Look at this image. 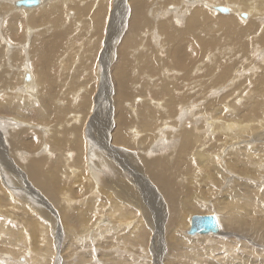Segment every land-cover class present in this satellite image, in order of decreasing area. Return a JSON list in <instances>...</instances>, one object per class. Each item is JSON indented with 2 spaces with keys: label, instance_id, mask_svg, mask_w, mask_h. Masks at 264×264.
I'll return each instance as SVG.
<instances>
[{
  "label": "rangeland",
  "instance_id": "obj_1",
  "mask_svg": "<svg viewBox=\"0 0 264 264\" xmlns=\"http://www.w3.org/2000/svg\"><path fill=\"white\" fill-rule=\"evenodd\" d=\"M49 1L51 0H46L45 5H48ZM85 1L90 4L87 8L92 9L87 15L84 16L83 12L81 15L79 14L80 16L76 17L72 16V13H68L69 10L76 12L75 7L69 8L63 15L67 23L64 27L66 29L68 26L72 28L70 47L54 53L52 57L54 56L55 58H52V62L49 63L50 66L47 63L46 65H42L41 69L39 64L33 62L30 68L31 71L34 70L36 72L40 87L43 88L50 83L53 85L55 96H53L51 102L52 104L56 103L53 105L56 107L57 112H60V109H64L67 105H71L72 109L65 108L64 117L62 115L59 117L49 115L46 117V121L38 120L37 122L36 119H34L35 122H26L13 110H10L11 112L7 110L4 113L0 111V264H28L26 256L33 254L38 259L32 264H264V203L262 204L259 200L256 202L255 199L259 196L260 192L263 194L264 191V155L260 156V153L264 152V123L262 125L258 120L256 121L257 117L255 114L251 115L253 113H247L245 121L241 120V122L249 123L245 127L248 129V132L240 134L239 130L233 131L235 133L230 130H220L217 132L218 130L214 126L209 129V126L203 125L199 119V122H197L196 119V117L203 115L202 117L207 119L203 122L209 125L208 121L213 119L211 115L213 114L216 117L215 122L217 123H219V119H223L226 116L229 121L231 111L230 109L226 111L229 104L236 102L237 109L240 110L243 107L251 108L254 105V98L251 96H259L258 98H262L259 102L264 101V95L260 94L263 91L264 75V43L261 40L264 34V0H205L211 5L221 4L226 5V7L229 5L230 7H228L233 9L235 5H239L240 8L243 7L241 8V12H239L240 14L231 9L229 11V13L231 12L230 14L223 15V13L219 14V11H217L218 13L214 12L215 10L212 11L213 9L208 6L207 8L211 12V19L214 24L207 20L191 24L188 22V12L184 14V20L174 16V12L177 13L181 10L180 6L182 3L183 5L188 4V6H191L196 3L195 1L147 0L145 6L148 10L143 18L139 17L135 6L139 2L146 0ZM148 1L150 4H148ZM81 2L83 1L81 0L79 3ZM196 4H199V2ZM173 6L179 8V10H173ZM159 8L164 9L162 13V10H159ZM33 9L37 10L36 8ZM33 9H22L19 13L26 15L25 13L28 14ZM104 9V13L101 14ZM93 10L100 13L101 18L96 16L91 17ZM156 10L159 12L160 17L157 15L158 12ZM247 12H250L249 14L252 17L249 22L250 15ZM69 17H75V19L68 23L69 20L67 18ZM164 18L165 21L170 23L169 27L172 31L180 34L187 32L188 29H192L193 33L190 36L205 39L208 43L205 54L201 49L196 51L185 50L181 54L182 59L185 61L184 64L191 68L188 73L189 75L184 76L182 74L183 71L178 72L180 68L172 66L174 62H170L173 60L170 51H176L177 46L174 45L175 49L173 48L174 46H169L168 48L165 44L161 47L159 43V40L163 39L161 38L163 34L159 29V25L160 20ZM2 20H4L2 23L5 21L9 22L8 17ZM234 20L240 21L243 26H248L251 23L257 24V29L255 31L248 30L243 37L241 36L236 39L234 33L228 31V24ZM165 21L162 22L164 23ZM181 21L182 23L179 25ZM21 27L17 31L21 33L22 37L25 36V39H27L30 28H32L31 24L21 25ZM155 29L159 32L158 36L155 34ZM37 30H39L40 34L46 32L43 24L38 25ZM46 33L50 34L52 30H48ZM12 35L13 33L8 34L7 38L11 44L15 42ZM41 35L43 36L44 34ZM210 38L215 39L214 43ZM235 39L241 41V43H235ZM152 45L154 48L160 49L158 51V58L162 62L160 64L161 68L159 70L155 69L153 73L150 72L152 63L148 61V58L143 57V55L146 56V54L152 51ZM246 45L248 48L245 53H242ZM38 55L42 57V60L45 55L47 56L45 52H41ZM205 56H211L213 59L216 58L217 61L225 57L223 60L227 62V65H231L230 76L225 81L213 82V78L208 77L209 73L210 75L214 74V72L218 74L222 68H217L214 62L205 65V60L201 65L200 60ZM165 66L168 69H165ZM198 66H201L200 68L202 69L199 70ZM18 67H21V65ZM18 67L13 66V68ZM13 68L8 67L4 71L6 72L5 79L10 75L9 73H11ZM42 71L45 73L47 71V76L44 78L39 76V74L42 75ZM123 76L128 80L129 94L126 96H122L121 94L120 81L121 83L123 82ZM175 80L178 81L177 92L181 96V101L176 102V112L168 113V109H164V104L163 109L160 110L162 107L160 101H163L165 96L162 94V86L164 83H171ZM144 86L145 88H143ZM214 87H220L219 93H215L212 90ZM83 91L84 93H82ZM223 94L227 99L224 107L222 106L223 102L220 101L221 103H219L218 101L224 96ZM11 96L12 93L2 92L0 94V101L5 103L11 102L12 104L14 103L12 100L14 99L17 100L16 102L21 100L19 102L21 107L30 106L38 111L32 112L34 116L36 113L39 114L37 116L46 114V107L43 104L42 98L28 103L29 96L25 100L19 96ZM216 96H220V98L218 99ZM210 99L213 101L211 105L209 104ZM84 100L90 102L88 111L86 113L82 110L75 111L73 107H79L78 105ZM117 107L119 108L117 109ZM212 108L213 111L210 110ZM183 109L187 111H185L186 116L184 118H182L181 114V111H184ZM142 111L146 113L155 111L159 116L163 117L167 115L169 117L162 121L160 120L161 122L157 124L156 128L158 126L159 129L163 128L165 122L167 124L171 122L169 124H173L177 129H181L177 130L179 136L186 129L195 136H200L196 142L198 144L195 147L194 141L190 144V147L193 146L192 149L195 150L192 155L189 152L185 156L180 154L182 136L179 137V140H174V143H171L173 139L168 140L169 138H167L171 135L170 132L166 133L167 143L165 147L158 146L154 153L162 156V159L167 164H171V166L181 156L180 170L176 176V185L192 189L194 198L199 203L202 202V204H195L196 206L189 212L183 211L181 214L185 217H183V220L190 219L191 221V216L193 217L194 215L212 214L214 216L217 213V215L220 214L223 217L221 220H224L220 224L221 231L217 230L215 233H209V235H194L189 232V228L184 226L186 221L179 224H170V212L163 198L164 195L160 194L158 186L147 178L143 177L141 179L140 176H136V173L128 171L133 170L127 162L128 159L135 160L137 158V164L139 165L141 164V160H144L145 153L149 152V146L144 145L139 147L138 143H134L135 137H131L132 130L136 126L138 128ZM124 112L128 115L129 121L132 122L131 124L121 125L119 123V116ZM75 113L76 115H74ZM259 114H263L264 121V105ZM251 118H254L255 121L251 120ZM11 122L24 123L22 127L15 129ZM7 124L11 126L7 127ZM38 126L47 127L48 132L40 131ZM120 127L126 132L129 140L127 144L122 142L116 143L112 138L113 132ZM182 127L185 130H182ZM21 128H24V131L25 129L29 130L26 134L28 140L30 137L31 139H35L36 143L31 148L15 147L10 144L11 132L15 130L20 131ZM76 129L80 130L83 135L84 162H82L81 166L77 164L75 159L71 162L65 159L69 153L73 152V156L76 154L77 149L73 148V143H69V138L72 136V133L75 134ZM168 130L173 131L172 129ZM178 131H181V133ZM257 131L262 132V136L260 139L254 140L255 134L258 133ZM150 133L153 137L151 143L154 144L157 142L156 138L158 134L155 130L150 131ZM37 138L39 139L38 142ZM161 139L164 138L161 137ZM57 142L65 143L60 144L63 150V153L60 154V157L63 158V165L59 162L57 171L52 173L55 168L53 163H55L57 155H59ZM247 146L249 149L252 147L248 150L249 156L246 155L247 151H244ZM101 153L104 157L109 158L108 163H105L101 159ZM129 155L131 157H127ZM199 155L202 156L200 157ZM119 157L125 159L122 162L127 167H122L123 164L121 162L119 164ZM36 161H42L43 167H45V174L43 176L46 177H43V179L48 183L45 187L50 185L53 190H59L60 197H57L53 193L44 192V187L40 186L41 181H35L28 175L26 166L29 162ZM89 163L90 165L88 166ZM108 165L112 167L110 168ZM138 165L134 166L140 168L141 166L138 167ZM119 167L121 170H118ZM75 168L79 172H83L84 169L85 172L79 173L81 175L79 177H84L85 175L87 180L85 178L78 180L76 176H73L71 173L75 171ZM107 168L110 170H108L109 172ZM216 168H219L220 172ZM47 172L50 173L48 176ZM112 175L114 178H112ZM117 176L120 179L123 177V184H126L130 179L132 180L127 183V186L132 190L133 187H136L138 197H140L139 201H141H138V206H135L133 203L130 204L129 201V206L125 203L131 210L127 209L124 204L126 209L132 213L127 214V220H124L122 225L109 214L108 209L110 206L112 207V201L108 196L109 189L106 185L110 179H114L118 183ZM73 177L75 178L73 179ZM90 177L92 178L91 181ZM136 177L137 179H135ZM46 179L51 180L49 182ZM56 183L59 184L57 185ZM82 183H84V190H81L80 187ZM133 184L135 186H132ZM86 185L91 187L89 188ZM92 185L93 187L95 186V189ZM64 188H70L69 192H61ZM237 189L240 190V194H245L247 198L253 196L255 202L250 201L251 204L249 206L245 196L236 195ZM48 190L53 192L50 189ZM8 195L13 200L8 199ZM91 196L95 200V205L93 204L94 208L92 209L84 206L86 204L85 199H89ZM65 197L74 199L75 201L73 200L68 203ZM118 200L119 202L120 200L125 202L124 200H127V198L121 197L117 198ZM139 205L146 208V211L150 215L149 219H147V216H145ZM163 207L164 209H162ZM80 208L89 211L83 213L80 212ZM217 208L219 212L225 211L219 213ZM81 213L85 214V216L79 215ZM129 214H132V216ZM90 215L92 216L90 217ZM80 216L85 218L86 216L90 217V223H92L90 224V228L88 227L90 232L84 229V227L87 228L86 224L81 227L83 222L80 220ZM129 216H131V219ZM228 216L230 217L228 218ZM131 220L134 221L132 222ZM134 224L136 227H134ZM105 228L110 230V232L108 233V230ZM95 231L97 232L95 233ZM106 234L110 237L105 238ZM180 234H182L183 238L185 237L183 239L185 242L177 245L176 237L181 238ZM86 235L90 236L86 238ZM92 236H96V238H92ZM14 237L17 238L13 239ZM18 238L20 239L18 240ZM118 238L122 241L123 245L119 242ZM128 245L129 249L127 248Z\"/></svg>",
  "mask_w": 264,
  "mask_h": 264
},
{
  "label": "bare ground",
  "instance_id": "obj_2",
  "mask_svg": "<svg viewBox=\"0 0 264 264\" xmlns=\"http://www.w3.org/2000/svg\"><path fill=\"white\" fill-rule=\"evenodd\" d=\"M46 0H36L35 4H32V5H23L22 2L20 0H0V94L2 92H5V93H12V96L11 97H14V96H19L20 98H23L25 100L26 97H28V103H31L32 100H35V99H40L42 98L43 100V104L45 105L46 107V114L43 115L41 114L40 116H37L39 114L36 113V115L34 116L32 114L35 113V108H32L30 106H25V107H21L20 106V101L19 102H16L17 100L14 99L12 100L14 103L11 104V102L9 103H5V102H2L0 101V111L1 112H6L7 110L10 111V110H13L14 112L17 113V115L24 119V121L26 122H35L34 119H36V122L38 120L40 121H46L47 120V116L51 115V116H63V113H64V110L65 108L67 109H72L71 105H67L66 107H64V109H60V112H57L56 110V107L52 104V98L54 95V87L53 85L50 84H47L45 87H40V84H39V81H37V77H36V72L33 70L31 71V63H37L40 65V68L42 69V65H46L47 63H51L52 62V55L56 52H58L59 50L62 49L65 50L67 47H70L69 46V43H70V38H71V35H72V28L70 26H68V28L66 29L64 26L67 24L65 21L66 19L63 17V15L66 13V11H68L69 8L71 7H75L76 9V12L75 11H71L69 10L68 13H72V16H80L83 12H84V16L88 14L89 11H91L92 9H89L87 8L88 4L85 0H82L83 2L79 3L81 0H51L49 1V4L48 5H45ZM90 1V0H89ZM97 2L99 0H96ZM143 1V0H142ZM164 1V0H163ZM189 1H192V2H199V4H193L191 6H188V4L186 5H182L180 6L181 7V10H179V8H175V6H173V10H179V12L175 13L174 12V16H176V18L178 19H181V20H184L185 19V16L184 14L186 12H188V22H190L191 24H196L198 23L199 21L201 20H207L208 22L214 24V22L212 21L211 19V12L208 11V6L211 7L214 11V12H217L219 11L220 13L219 14H222L225 15V14H230L229 11L233 8H229L228 6L226 7V5H221V4H210L209 2H206L205 0H189ZM158 2V1H157ZM180 2V1H179ZM159 3V2H158ZM147 4V0L146 1H143V2H139L136 6H135V9H136V12L137 14L139 15V17L143 18L144 14H146L148 8L145 6ZM148 4H150V2L148 1ZM41 6V7H40ZM219 6H223L226 8V12H221L218 7ZM234 6V5H233ZM40 7V8H38ZM151 7V6H150ZM177 7V6H176ZM198 7V8H196ZM235 8L233 9L235 12H241V7L239 5H235L234 6ZM33 8H36L37 10H34ZM210 8V9H211ZM22 9H33L31 10L28 14L25 13L26 15H23V14H20L19 12L22 10ZM152 9V8H151ZM240 9V10H239ZM254 9V7H253ZM159 10H162L161 13L163 12V8H159ZM105 9L101 12L104 13ZM131 11V10H130ZM157 11V10H156ZM249 11V10H248ZM158 12V11H157ZM16 13V14H14ZM96 11H92L91 12V17H100V13H97ZM107 13V12H106ZM218 13V12H217ZM248 14L250 12H247ZM14 14V15H13ZM80 14V15H79ZM172 14V13H171ZM240 14V13H239ZM62 15V16H61ZM157 15L160 17L159 15V12L157 13ZM250 15V14H249ZM12 16V17H11ZM5 17H8L9 18V22H4L2 23V19H5ZM11 17V18H10ZM138 17V18H139ZM226 17V16H225ZM145 18V17H144ZM74 18H67L68 23L70 21H72ZM79 19V18H78ZM151 19V17H150ZM160 19V18H159ZM244 19H248V18H244ZM252 17L250 15L249 19H248V22L249 20H251ZM7 20V19H6ZM154 20V19H153ZM78 21H81V20H78ZM160 25H159V29L160 31L162 32V36L160 35L161 38L163 39H160L159 40V43L161 44V47H163V45L165 44L168 48L169 46H177V50L175 51H170L171 52V57L173 56V60H171L170 62H174L172 64V66H176L178 68H180V71L178 72H181L183 71V75L186 76L189 71L191 70V68L184 64V59H182V56L181 54L183 53V51L185 50H190V51H196L198 49H201L204 54L207 52L206 50V46H207V42L205 39H202V38H197V37H193V36H190L192 35V29H188L187 32H184V33H176L174 31H172V29L169 27V22L165 21V18L163 20H160ZM162 21H165L164 23ZM158 22V21H157ZM181 22H179V25H180ZM26 24H31V27L30 28V31H29V37L27 36V39H25V36L22 37L21 33L18 32L17 30L21 27V25H26ZM43 24L44 25V29L46 30V32L48 30H52V33H46V32H43L41 34H44L43 36L40 34L39 30H37V26L38 25H41ZM81 25V23H80ZM257 24H253L251 23L250 25L248 26H243L241 24L240 21H231L229 24H228V31L230 33H234V37L237 39V38H240L241 36L243 37L246 32L249 30H252V31H255L257 29ZM264 25V24H263ZM158 28V27H157ZM252 28V29H251ZM22 29V27H21ZM26 30H29V29H26ZM25 30V31H26ZM23 31V30H22ZM155 31V34L156 36H158L159 32L158 30H154ZM18 32V33H16ZM12 37H13V40L15 41L14 43H10L8 41V34H12ZM39 34V35H37ZM18 35H21V36H18ZM156 36H154L156 38ZM190 38V39H189ZM212 39V38H210ZM235 39V43H241V41H238ZM214 40L215 39H212L211 41L214 43ZM262 42L264 43V34L261 38ZM153 42H155L153 40ZM8 43V44H7ZM93 43V42H92ZM213 45V44H212ZM112 46V45H111ZM175 46L173 47L175 49ZM14 48V50H12ZM110 48V47H109ZM215 48V47H214ZM248 46H244V50L242 51V53H245L246 50H247ZM112 49V48H111ZM160 50V49H159ZM158 49L154 48L153 45H152V51L148 54H146V56L143 55L144 58H148V61L150 63H152V65L150 67H152V69L150 70L151 73H153L155 71V69L159 70L161 68L160 64L162 63L159 58H158ZM9 51V52H8ZM221 51V50H219ZM41 52H45L47 54V56L45 55V57H43L44 59L42 60V57L39 56L38 54L41 53ZM60 54V53H59ZM86 54V53H85ZM218 54V53H217ZM243 55V54H242ZM56 56V55H55ZM83 56V54H82ZM131 57V56H130ZM55 58V57H54ZM170 58V57H169ZM167 59V58H166ZM225 59V57L223 58ZM220 60V61H217L216 58L213 59L211 58V56H205V57H202V59L200 60V63L201 65L204 63V60H205V65L209 64V63H212L214 62L215 66H217V68L221 67V72L220 73H215L210 75H208V77H212L213 78V82H218L220 80H226L229 76H230V69H231V65H227V62H225V60ZM170 60V59H169ZM264 60V59H263ZM166 61V60H165ZM77 62V61H76ZM169 62V63H170ZM71 63V62H70ZM168 63V64H169ZM58 64V63H57ZM19 65H21V67H18ZM125 65V64H124ZM129 65H130V62H129ZM170 65V64H169ZM200 65V64H199ZM11 67L13 68V66L15 67H18V68H13V70L11 71V73H9L10 75H8V77L5 79L6 77V72H4L5 70L8 69V67ZM50 66V64L48 65ZM171 66V65H170ZM126 67V66H125ZM123 67V68H125ZM199 67V66H198ZM201 67V66H200ZM199 67V70H201L202 68ZM47 68V67H46ZM165 69H168V67H164ZM177 68V69H178ZM216 68V69H217ZM50 69V67H49ZM173 69V68H172ZM182 69V70H181ZM179 70V69H178ZM197 70V71H199ZM167 71V70H166ZM175 71V70H173ZM257 71V70H256ZM160 72V71H159ZM201 72V71H200ZM47 73V71H46ZM44 71H42V75L39 74V76L41 78H44L47 76ZM103 73V72H102ZM126 73V72H125ZM160 74V73H159ZM216 74V75H215ZM71 75V73H70ZM167 75V74H166ZM189 75V74H188ZM239 75V74H238ZM50 76V74H49ZM67 76V75H66ZM183 76V77H184ZM236 76V75H235ZM241 76V75H240ZM193 77V76H192ZM238 77V76H237ZM51 78V77H50ZM117 78V77H116ZM125 76H123V79H122V83L120 81V87H121V94L122 96H126L127 94H129V89H128V80L125 79ZM169 79V78H167ZM117 80V79H116ZM237 80V79H236ZM48 81V80H47ZM51 81V80H50ZM132 81V79H131ZM190 82V80H188ZM238 81V80H237ZM42 82V81H40ZM187 82V81H186ZM108 83V82H107ZM193 83V82H192ZM232 83V82H231ZM87 84V83H86ZM119 84V83H118ZM137 84V83H136ZM139 84V83H138ZM155 84V83H154ZM157 84V83H156ZM188 84V83H187ZM197 84V83H196ZM235 84V82H234ZM144 85V84H143ZM189 85V84H188ZM232 85V84H231ZM177 86H178V81L175 80L171 83H164V85L162 86V94L165 95L164 96V99L163 101H160L161 104H162V107L160 110L163 109V104L165 106L164 109H168V113H173V112H176V102L177 101H181L180 100V94L177 92ZM138 87V85H137ZM232 87V86H231ZM245 87V86H244ZM140 88V87H139ZM142 88V87H141ZM145 88V86L143 87ZM66 89V88H65ZM64 89V91H65ZM88 89V88H87ZM224 89V88H223ZM221 89V90H223ZM215 93H219L220 91V87L219 88H213L212 89ZM56 91V90H55ZM85 91V90H84ZM84 91L82 93H84ZM89 91V90H88ZM138 91V90H137ZM141 91V90H139ZM143 91V90H142ZM147 91V90H145ZM222 92V91H221ZM250 92V91H249ZM248 92V94H249ZM264 75H263V91L260 92V94H263L264 95ZM80 93V91H79ZM93 93V92H92ZM91 93V94H92ZM141 93V92H140ZM149 94V92H147ZM158 93V91H157ZM156 93V94H157ZM254 93V92H253ZM135 94V93H134ZM155 94V93H154ZM225 94V93H224ZM223 94V95H224ZM85 95V94H84ZM131 95V94H130ZM136 95V94H135ZM143 95H144V92H143ZM142 95V96H143ZM215 95V94H214ZM218 95V94H217ZM227 95V94H226ZM257 95V94H256ZM71 96V95H70ZM90 96H93V95H90ZM134 96V95H133ZM249 96V95H248ZM31 97V98H30ZM73 97V96H71ZM76 97V96H75ZM82 97V95H81ZM137 97V96H136ZM218 99L220 98V96H216ZM254 98V105L249 108V107H243L242 109H237L238 107L236 106V102L233 104H229L226 111H231V113L229 114L230 118H229V121L227 120V116L224 117L223 119H219V123L215 122V116L213 114L212 117L213 119L209 120L208 123L209 125H207V123L203 122L204 120H207L205 117L203 118L202 116L201 117H196L197 119V122L201 121L203 123V125L205 126H209V129L214 126V128L216 130H218L217 132H219L220 130H230V131H235V130H239V133L240 134H244L243 132H248V129L245 128L247 126V124H249L248 122H241L242 121H245L244 119L245 118V115L248 113H253L251 115H254L258 118H256V121L258 120V122L260 124L263 125L264 121H263V114H259V112L262 110L263 108V102H259V100H261L262 98H258L259 96H251ZM79 98V97H78ZM135 98V97H134ZM227 98H228V95H227ZM161 99V98H160ZM251 99V98H250ZM60 100V99H59ZM78 100V99H77ZM81 100H83L81 98ZM202 100V99H201ZM56 101V100H55ZM217 101V100H216ZM219 103L223 102L222 106L224 107V103H226L227 99L225 97V95L220 98L219 100ZM221 101V102H220ZM35 102V101H34ZM37 102V101H36ZM64 102V101H63ZM75 102V101H74ZM203 102V101H202ZM147 103V102H146ZM195 103V101H194ZM211 103H213L212 99L209 100V104L211 105ZM253 103V102H252ZM11 104V105H9ZM155 104V103H154ZM190 104V103H189ZM188 104V105H189ZM192 104V103H191ZM32 105V104H31ZM11 106V107H10ZM79 107H73L75 111H83L84 113H86L88 111V109L90 108V102L89 101H82L79 105ZM120 106V105H119ZM186 106V105H185ZM192 106V105H190ZM215 106V105H214ZM194 107V106H193ZM192 107V109H193ZM197 107V106H196ZM12 108V109H11ZM43 108V107H42ZM119 107H117L118 109ZM187 108V106H186ZM185 108V109H186ZM189 109V108H188ZM121 110V109H120ZM131 110V109H130ZM184 110V109H183ZM213 111V108L210 109ZM223 110V109H222ZM37 111V110H36ZM133 111V110H131ZM186 110L184 111H181V114H182V118H184L186 116V113H185ZM189 111V110H188ZM11 112V111H10ZM38 112V111H37ZM68 112V111H67ZM129 112V110H128ZM187 112V111H186ZM77 113H80V112H77ZM142 114H140V121H139V124H138V128L136 126V128L134 130H132V134H131V137H135V140H134V143H138L139 147L140 146H144V145H147L149 146L148 147V153H145V158L144 160H141V164H137L138 162V159L135 158V160H131V159H128L127 162L128 164L130 165V167L133 169V170H128L129 172H133V173H136L137 175L136 176H140L141 179L144 177V178H147L148 180H150L153 184H156L158 186V188L160 189V194L163 196L164 200L166 201V204H167V208L169 210V216H170V224H173V223H183L185 222L184 226H186L187 228L190 229L189 227V222H190V226H191V221L190 219L189 220H186L185 221L183 220V217L184 215L182 216V212L185 211V212H189L193 207H195L196 205L195 204H202L198 202V200L196 198H194V192L192 189H189L188 187H179L176 185V182H177V174L179 173V166H180V161H181V156L180 158H177L176 159V162L174 164H167L162 158V156L154 153V151L156 150V148L158 146H161V147H165V144L167 143V138H169L168 140H172L171 143H174V140H179V137L182 136V143H181V147H180V154L182 156H185V154H187L189 152L190 155L194 154L193 152L195 150H193V146L190 147V144L192 143V141L195 142V145L194 147L196 146V143L200 136H195L192 132H189L187 131V129L185 130L183 127H182V130H185V132H182V134H180V136L177 134V130H181V129H177L173 124H169L171 122H169L168 124L165 122L164 123V127L163 128H156L157 124L159 122H161L163 119L165 118H169L167 115H164L163 117L162 116H159L156 114L155 111H149L148 113H146L145 111H142L141 112ZM225 113V112H224ZM223 113V114H224ZM120 114V113H119ZM76 115V113L74 114ZM132 115V114H130ZM129 115V116H130ZM173 115V114H172ZM225 115H227L225 113ZM101 116V115H100ZM64 117V116H63ZM79 117V116H78ZM118 117V116H117ZM137 117V116H136ZM209 117V116H207ZM51 118V117H50ZM70 118V117H69ZM181 118V119H182ZM199 119V121H198ZM97 120V119H96ZM161 120V121H160ZM251 120H254V118H251ZM64 121V120H63ZM108 121V120H107ZM71 122V121H70ZM100 122V121H99ZM102 122V121H101ZM24 123V122H23ZM23 123L21 122H11L12 125H14L15 129L18 128V127H22ZM116 123V122H115ZM119 123L122 125V124H131L132 122L129 121V118H128V115L126 114V112L122 113V115L119 116ZM245 123V124H244ZM253 123V122H252ZM61 124V122H60ZM70 124V123H69ZM98 124V123H97ZM135 124V122H134ZM178 124V123H177ZM240 124V125H238ZM72 125V124H71ZM107 125V124H106ZM183 125V124H182ZM7 127L8 126H11L10 124H7L6 125ZM27 126H29V124H27ZM124 126V125H123ZM129 126V125H128ZM133 126V124H132ZM264 126V125H263ZM103 127V126H102ZM39 130L40 131H43V132H48V128L44 127V126H38ZM61 128V127H60ZM101 128V127H100ZM125 128V127H124ZM57 129V128H56ZM168 129H172L173 131H169ZM116 130V129H115ZM155 130L156 133L158 134L157 136V142L156 143H151L152 142V139L153 137L150 135V131H153ZM208 131V130H207ZM29 132V130L25 129L24 131V128H21L20 131L18 130H15L13 132H11V136H10V144L12 146H15V147H28V148H31V146L35 145L36 141L35 139H30L28 140L26 138V134ZM110 132V131H109ZM170 132L171 135H169L168 137L166 136V133ZM179 132V131H178ZM210 132V131H209ZM216 132V131H215ZM229 132V131H228ZM258 133L255 134V138L254 140H258L261 138V134L262 132H259L257 131ZM2 133V132H1ZM112 133V131H111ZM130 133V132H129ZM181 133V131L179 132ZM211 133V132H210ZM235 133V132H233ZM96 134V133H94ZM97 135V134H96ZM129 135V134H128ZM228 135V134H227ZM95 136V135H93ZM98 136V135H97ZM230 136H232L230 134ZM242 136V135H241ZM243 136H247V135H243ZM90 137V136H89ZM164 138V139H161ZM167 137V138H166ZM64 138V137H63ZM97 138V137H96ZM112 138L114 141H116V143H125L127 144V142H129L128 138H127V135H126V132L123 131L122 127L118 128L116 131L113 132L112 134ZM229 139V137H227ZM243 138V137H241ZM263 138H264V132H263ZM130 139V138H129ZM132 140V139H130ZM207 140V139H206ZM246 140V139H245ZM39 141V139L37 138V142ZM67 141V140H66ZM106 141V139H105ZM233 141V140H232ZM243 141V140H242ZM64 142H57V147H58V154L57 155V158H56V161L55 163H53L54 165V170L52 173H55L57 171V165L58 163L60 162L62 164V160L63 158H61L60 154L63 153V150H62V144ZM69 143H73V148H75L76 150V154L73 156V152L72 153H69L67 154V157L65 158L66 161H69L71 162L73 159H75L77 161V164L79 166L82 165V162H84V157H83V152H84V144H83V135L81 134L80 130H77L75 131V134L72 133V136L69 138ZM104 143V142H103ZM206 143V142H204ZM237 143V142H236ZM240 143V142H239ZM65 144V143H64ZM91 144V143H90ZM170 144V143H168ZM203 145V143H201ZM255 144V143H254ZM124 145V144H123ZM137 145V146H138ZM66 146V145H65ZM103 146H106V145H103ZM204 146V145H203ZM233 146V145H232ZM138 147V148H139ZM190 147V148H189ZM201 147V146H200ZM88 148V147H87ZM112 148V147H111ZM236 148V147H235ZM246 149L244 151H247V154L246 155H250L249 151V147H245ZM5 149V148H4ZM67 149V147H66ZM92 149V148H91ZM96 149V148H95ZM244 149V148H243ZM68 150V149H67ZM70 150V149H69ZM98 150V149H97ZM110 150V149H109ZM231 150V148H230ZM233 150V149H232ZM263 150H264V146H263ZM89 151V150H88ZM228 151V150H227ZM50 152V151H49ZM65 152V151H64ZM97 152V151H96ZM111 152V151H110ZM122 152V151H121ZM24 153V152H23ZM124 153V152H123ZM100 154V153H99ZM125 154V153H124ZM129 154V153H127ZM126 154V155H127ZM135 154V153H134ZM142 154V153H140ZM152 154H155V155H152ZM204 154V153H202ZM41 155V154H40ZM52 155V154H51ZM95 155V153H94ZM97 155V154H96ZM105 155V154H104ZM131 155V153H130ZM127 156V157H131V156ZM257 155V154H256ZM261 155H264V152H261L260 153V156ZM25 156V155H24ZM43 156V155H42ZM85 156V154H84ZM114 156V155H113ZM116 156V155H115ZM133 156V155H132ZM200 156V155H199ZM202 156V155H201ZM200 156V157H201ZM117 157V156H116ZM203 157H205V155H203ZM33 158V157H32ZM95 158V157H94ZM30 159V158H29ZM59 159V160H58ZM88 159V158H87ZM101 159L105 161V163L108 161L109 162V158L108 157H104L101 153ZM113 159V158H112ZM115 159V158H114ZM120 161H119V164L120 162L123 164V162L125 161V159H123V157H119L118 158ZM46 160V159H45ZM124 160V161H123ZM33 161V160H32ZM115 161V160H114ZM123 161V162H122ZM178 161H179V165H178ZM239 162V160H237ZM94 162V161H93ZM102 162V161H101ZM107 162V163H108ZM118 162V161H117ZM59 163V164H60ZM103 163V162H102ZM115 164H116V161H115ZM63 165V164H62ZM90 165V163L88 164V166ZM92 165V164H91ZM95 165V164H94ZM134 165H138V167L140 168H137L135 167ZM170 165V166H169ZM28 166V167H27ZM26 166V169H27V173L28 175L35 181H38L40 182L41 181V184L40 186H43L45 190H43L44 192H48L49 194H54L56 195L57 197L60 195V191L57 190V189H54L48 185L47 187H45V185H47L48 183L45 182V180L43 179V177H46V176H43L45 174V167H43V162H29V164ZM109 166V165H108ZM71 167V166H70ZM83 167V166H82ZM110 167V166H109ZM112 167V166H111ZM110 167V168H111ZM122 167H127L125 164L122 165ZM121 167V168H122ZM63 168V167H62ZM61 168V169H62ZM81 168V167H79ZM85 168V167H84ZM88 168V167H87ZM106 168V167H105ZM104 168V169H105ZM117 168V167H116ZM115 168V169H116ZM2 169V168H1ZM64 169V168H63ZM71 169V168H70ZM92 169V168H91ZM98 169V168H97ZM125 169V168H124ZM10 170V169H9ZM101 170V169H100ZM109 169L107 168V171ZM118 170H121L120 167ZM216 170L218 172H220V169L216 168ZM8 171V170H7ZM5 171V172H7ZM81 171V170H80ZM97 171V170H96ZM110 171V170H109ZM108 171V172H109ZM116 171V170H115ZM83 172L84 169H83ZM83 172H79V170L77 168H75V171H73L70 173L73 175V176H76V178L78 180H81L82 178L84 179L85 178V175L84 177H79L81 176L80 174L83 173ZM1 173V172H0ZM3 173V172H2ZM80 173V174H79ZM113 173V172H112ZM121 173H123L121 171ZM126 173V172H125ZM11 174V173H9ZM47 176L50 174V173H46ZM70 174V175H71ZM90 174V172H89ZM95 174V173H94ZM97 174V173H96ZM118 174V173H117ZM3 175V174H2ZM92 175V174H91ZM114 175V174H113ZM112 175V176H113ZM125 175V174H124ZM123 175V176H124ZM146 175V176H145ZM57 176V175H56ZM83 176V175H82ZM110 176V175H109ZM120 176V175H119ZM148 176V177H147ZM99 177V176H97ZM118 177V176H117ZM129 177V176H128ZM133 177V176H132ZM256 177V176H255ZM262 177V175H261ZM75 177H73L74 179ZM88 178V177H87ZM100 178V177H99ZM109 178V177H108ZM114 178V176L112 177ZM86 179V178H85ZM90 181H91V177L89 178ZM98 179V178H97ZM106 179V178H104ZM122 179L123 177H118V183L114 181V179H110L107 183V187L109 189L108 191V196L110 197L111 201V204H112V207L110 206L109 209V214L115 218V220L118 221V223H120L121 225L123 224L124 220H127V214L128 213H132L130 210L129 207L126 206L125 203H127L128 205V201L129 203H133L135 206L137 205L138 206V201H139V198L138 197V192L136 191V187L134 188L133 187V190L132 189H129L127 186V183L131 180H129L128 182H126V184H123L122 182ZM128 179V178H127ZM133 179V178H132ZM137 179V177L135 178ZM134 179V180H135ZM47 181L50 182L51 179H46ZM61 180V179H60ZM87 180V179H86ZM94 180V179H93ZM99 180V179H98ZM124 180V179H123ZM139 180V179H138ZM83 181V180H82ZM132 181V180H131ZM146 181V180H145ZM193 181V180H192ZM58 182V181H56ZM62 182V181H61ZM75 182V181H74ZM73 182V183H74ZM136 182V181H135ZM138 182H141V181H138ZM148 182V181H146ZM79 183V182H78ZM85 183V182H84ZM84 183H82V186L81 187V190H84ZM87 183V182H86ZM90 183V182H89ZM94 183V182H93ZM92 183V184H93ZM57 185L59 183H56ZM80 184V183H79ZM106 184V183H105ZM94 185V184H93ZM92 185V187H93ZM100 185H101V182H100ZM88 186V185H86ZM96 186V184H95ZM94 186V187H95ZM132 186H135L134 184ZM89 187V186H88ZM91 187V186H90ZM89 187V188H90ZM93 187V188H94ZM131 187V185H130ZM198 187V186H197ZM3 188V187H2ZM1 188V189H2ZM99 188V187H98ZM48 189L52 190L53 192H50ZM79 189V188H78ZM88 189V188H87ZM92 189V188H91ZM95 189V188H94ZM102 189V188H101ZM106 189V188H105ZM135 189V191H134ZM4 190V189H3ZM61 190V189H60ZM70 188H64L61 190L62 191H66V192H69ZM98 190V189H97ZM264 190V189H263ZM77 191V190H76ZM105 191V190H104ZM192 191V192H191ZM242 191V190H241ZM75 192V191H74ZM98 192V191H97ZM162 192V193H161ZM24 193V192H23ZM82 193V192H81ZM107 193V192H106ZM247 193V192H246ZM88 194V193H87ZM101 195V194H100ZM196 195V194H195ZM209 195V194H208ZM236 195L238 196H245V194H240V190L237 189L236 190ZM248 195V194H246ZM252 195V194H251ZM25 196V195H24ZM68 196V195H67ZM74 196V195H73ZM107 196V195H106ZM191 196V197H190ZM60 197V196H59ZM69 197V196H68ZM68 197H65L66 198V201L68 203L72 202L74 199H71ZM127 198V200H124L125 202L121 201L119 202V200L117 201V198ZM186 197V198H185ZM190 197V198H188ZM246 197V196H245ZM8 199L10 200H13L12 197L10 195H8L7 197ZM64 198V197H63ZM75 198V197H74ZM97 198V197H96ZM94 198V199H96ZM82 199V198H81ZM256 202L259 200L260 202H262V204L264 203V191H263V194H261V192L259 193V196H257L256 198ZM255 199H253V196L252 197H249L247 198L246 197V200L248 202V205L251 204V202H255ZM83 200V199H82ZM103 200V199H102ZM244 200V199H243ZM9 201V200H8ZM75 201V200H74ZM97 201V200H96ZM107 201V200H106ZM127 201V202H126ZM205 201H208V200H205ZM211 201V200H210ZM251 201V202H250ZM95 200H93V197L91 196V198L89 199H85V207H90L91 209L94 208L93 204H94ZM98 202V201H97ZM100 202V201H99ZM141 202V201H139ZM156 202V201H155ZM245 202V201H244ZM23 203V202H22ZM103 204V203H102ZM107 204V203H106ZM129 208L130 210L128 211L126 209ZM212 204V203H211ZM83 205V204H82ZM95 205V204H94ZM97 205V204H96ZM58 206V205H57ZM69 206V205H68ZM83 206V207H84ZM129 206V205H128ZM140 206V205H139ZM244 206H245V203H244ZM250 206V205H249ZM99 207H100V204H99ZM132 207V206H131ZM143 213L145 214V216H147V219H149V213L146 211V208H144L143 206H140ZM219 207V206H217ZM222 207V206H221ZM60 208V207H59ZM160 208V207H159ZM224 208V207H223ZM71 209V208H70ZM89 209V208H88ZM161 209V208H160ZM164 209V207L162 208ZM218 209V208H217ZM225 209V208H224ZM222 210V209H221ZM50 211V210H49ZM69 211V210H68ZM89 210H84L83 208H80V212H83V213H86L88 212ZM225 210H222L220 212H224ZM168 212V211H166ZM217 212V211H215ZM218 212H219V209H218ZM219 212V213H220ZM248 212V211H247ZM90 213V212H89ZM93 213H95L93 211ZM97 213V212H96ZM211 213V212H210ZM218 213V214H219ZM88 214V213H87ZM91 214V213H90ZM229 214V213H228ZM79 215H82V216H85V214L83 215L82 213L79 214ZM95 215V214H94ZM132 216V214H129ZM134 215V214H133ZM212 215V214H211ZM80 216V220H82V226H87V228L84 227V229H87L88 230V227L90 228V217L92 215H90V217H82ZM131 216L130 219H131ZM78 217V216H77ZM96 217V216H95ZM141 217V216H140ZM215 219H216V227L208 232V233H195L194 235H206L211 232L215 233L217 230H220L221 231V227H220V224L221 222H224V220L221 218L220 214L217 215H214ZM230 216H228L229 218ZM85 218V219H84ZM185 218V217H184ZM133 219V218H132ZM142 219V218H141ZM191 220H192V216H191ZM100 221V220H99ZM116 221V222H117ZM121 221V222H120ZM132 221V220H131ZM134 221V220H133ZM132 221V222H133ZM169 221V220H168ZM131 222V223H132ZM220 222V223H219ZM99 223V222H98ZM128 223V222H126ZM135 223V222H134ZM138 223V221H137ZM76 224V222H75ZM94 224V223H93ZM125 224V223H124ZM133 224V223H132ZM99 225V224H98ZM109 225V224H108ZM107 225V226H108ZM126 225V224H125ZM124 225V226H125ZM130 225V224H129ZM138 225V224H137ZM141 225V224H140ZM80 226V225H79ZM100 226H102L100 224ZM104 226V225H103ZM115 226V225H114ZM117 226V224H116ZM175 226V225H174ZM134 227L135 224H134ZM223 227V226H222ZM59 228V227H58ZM92 228V227H91ZM116 228V227H114ZM141 228V227H140ZM104 229V228H102ZM101 229V230H102ZM106 229V228H105ZM129 229V228H128ZM139 229V228H138ZM186 229V228H185ZM223 229V228H222ZM79 230V229H78ZM77 230V231H78ZM100 230V229H99ZM108 230V229H106ZM113 230V229H111ZM89 231V230H88ZM93 231V230H92ZM105 231V230H104ZM118 231V230H117ZM90 232V231H89ZM88 232V233H89ZM94 232V231H93ZM97 231H95L96 233ZM110 232V230H108V233ZM122 232V231H121ZM103 233V232H102ZM101 233V235H102ZM134 233V232H133ZM76 234V233H75ZM212 234V233H211ZM94 235V234H93ZM96 235V234H95ZM104 235V234H103ZM118 235V234H116ZM125 235V234H124ZM127 235V234H126ZM178 235V234H177ZM193 235V236H194ZM88 235H86V238ZM114 236V235H113ZM119 236V235H118ZM80 237V236H79ZM105 238L106 237H110L108 236L107 234L104 236ZM116 237V236H115ZM136 237V236H135ZM180 237L181 238H177L176 237V244H182L185 242V240L183 241V236L182 234H180ZM206 237V236H204ZM211 237V236H210ZM17 238V237H16ZM15 237L13 239H16ZM92 238H96V236H92ZM103 238V237H102ZM113 238V237H112ZM117 238V237H116ZM147 238V237H146ZM208 238V237H207ZM12 239V240H13ZM20 238H18L19 240ZM85 239V237H84ZM98 239V237H97ZM95 239V240H97ZM119 239V238H118ZM129 239V238H128ZM206 239V238H205ZM113 240V239H112ZM120 240V239H119ZM124 240V239H123ZM126 240V239H125ZM131 240V239H130ZM17 241V240H16ZM21 241V240H20ZM87 241V239H86ZM93 241V240H92ZM104 241V240H103ZM117 241V240H116ZM126 241H129V240H126ZM82 242H84L82 240ZM120 243L122 242L121 240L119 241ZM263 242H264V231H263ZM9 243V242H8ZM12 243V242H11ZM106 243V242H105ZM108 243V242H107ZM114 243V242H113ZM117 243V242H116ZM125 243V242H123ZM16 244V243H15ZM122 244V243H121ZM120 244V245H121ZM127 244H129L127 242ZM123 245V244H122ZM133 246V245H132ZM117 247V246H116ZM126 247V246H125ZM124 247V248H125ZM129 247V245L127 246V248ZM214 248V247H213ZM28 249V248H27ZM105 249V248H104ZM111 249V248H109ZM114 249V247H113ZM123 249V248H122ZM126 249V248H125ZM124 249V250H125ZM129 249V248H128ZM132 249V247H131ZM230 249V248H229ZM127 250V249H126ZM31 251V250H30ZM39 253V252H38ZM86 254V253H85ZM84 254V255H85ZM15 255V254H13ZM172 255V254H171ZM27 260L26 262H28V264H32L34 262H36L38 259V257L36 258V255L33 254V255H28L26 256ZM12 258V257H11ZM15 258V256H14ZM111 258V257H110ZM23 259V258H22ZM114 261V260H113ZM13 262V261H11ZM10 262V263H11ZM30 262V263H29ZM84 263V262H83ZM20 264H23V263H20Z\"/></svg>",
  "mask_w": 264,
  "mask_h": 264
},
{
  "label": "water",
  "instance_id": "obj_3",
  "mask_svg": "<svg viewBox=\"0 0 264 264\" xmlns=\"http://www.w3.org/2000/svg\"><path fill=\"white\" fill-rule=\"evenodd\" d=\"M23 5L35 4L36 0H21ZM218 9L221 12H226V8L219 6ZM244 15V14H243ZM216 219L211 214L206 215H194L191 220V226L189 232L191 234L195 233H208L216 227Z\"/></svg>",
  "mask_w": 264,
  "mask_h": 264
}]
</instances>
